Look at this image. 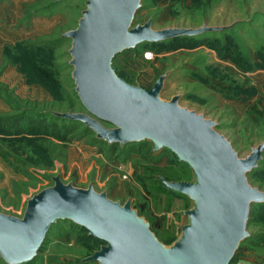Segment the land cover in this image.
Returning <instances> with one entry per match:
<instances>
[{"label":"rangeland","instance_id":"obj_1","mask_svg":"<svg viewBox=\"0 0 264 264\" xmlns=\"http://www.w3.org/2000/svg\"><path fill=\"white\" fill-rule=\"evenodd\" d=\"M85 1L0 0V121L10 122L8 130L0 124V212L21 217L26 199L58 176L72 186L92 185L121 203L129 199L170 245L194 202L158 179L193 181L187 163L167 148L153 150L150 140L112 151L80 124L63 137L43 130L47 114L85 112L70 77V40L61 36L77 26ZM148 19L153 29L227 27L139 43L116 54L112 66L127 82L147 89L166 74L161 99L179 95L180 106L213 120L237 155H248L264 140V0H141L131 26ZM261 160L247 181L264 190V154ZM248 220L245 238L263 233L264 204H252ZM246 241L230 264H264V245ZM103 243L68 219L56 220L32 260L21 264H93L82 259ZM0 264L6 263L0 258Z\"/></svg>","mask_w":264,"mask_h":264},{"label":"water","instance_id":"obj_2","mask_svg":"<svg viewBox=\"0 0 264 264\" xmlns=\"http://www.w3.org/2000/svg\"><path fill=\"white\" fill-rule=\"evenodd\" d=\"M140 1H85L77 26L61 34L70 40V77L85 112L52 114L82 123L108 144L150 140L153 150L167 148L187 163L193 181L159 176L167 189L193 200L192 208L184 212L187 224L166 245L129 199L121 203L92 185L76 187L53 176L51 185L26 199L21 217L0 212V258L6 264L31 261L50 224L62 219L104 241L82 259L93 264H230L238 245L248 236L250 206L264 202V190L250 185L247 173L261 161L264 140L241 158L215 130L213 120L180 106L179 95L160 98L166 74L147 89L127 82L112 66L116 54L139 43L227 27L153 29L150 19L131 26Z\"/></svg>","mask_w":264,"mask_h":264},{"label":"trees","instance_id":"obj_3","mask_svg":"<svg viewBox=\"0 0 264 264\" xmlns=\"http://www.w3.org/2000/svg\"><path fill=\"white\" fill-rule=\"evenodd\" d=\"M176 38V37H175ZM117 72V71H116ZM118 73V72H117ZM120 75V74H119ZM121 76V75H120ZM122 77V76H121ZM74 93H75V96L77 97V95H76V92L74 91ZM78 98V97H77ZM45 117H48L49 118V122H47V124L46 125H44V127L45 128H43V130L44 131H46V132H49L50 134H52V135H54V136H60V137H63V136H65L69 131H71L72 129H75V126H77L78 124H80V125H82L83 127H84V133H93V131L90 129V128H88V127H85L82 123H79L78 121H74V120H68V119H62V118H59V117H56V116H54L52 113H50V114H47ZM57 120H59V122H60V127H58V125H57V123L55 122V121H57ZM31 121V117H29V121L28 122H30ZM7 120H1L0 121V124L1 123H3V124H6L5 126L6 127H4V129H3V127H1L2 129L1 130H8V128H9V125H10V122L8 121L7 123ZM13 125V124H12ZM46 128H47V130H46ZM60 129H62L61 130V132L62 133H60ZM5 132V131H4ZM94 134V133H93ZM93 140H95L96 142H100V143H104V144H107L109 147V149H111L112 151H114V149L117 147V146H119V143H111V144H108L107 142H105L104 140H102V139H99V138H97L96 136L94 137V139ZM140 142H143V141H140ZM129 144V143H128ZM125 145H127V143L125 144ZM136 152H138V150H135ZM262 162V160L259 162V164ZM158 181L160 182V184L162 185V186H164L165 187V185H163L162 183H161V181L158 179ZM168 190H170V189H168ZM171 191H173V190H171ZM178 194H180V193H178ZM182 197H185V198H187L186 196H184V195H182V194H180ZM257 204H264V202L263 203H257ZM249 221V220H248ZM85 229V228H84ZM86 230V229H85ZM87 231V230H86ZM90 236V235H89ZM91 237V236H90ZM93 237V236H92ZM95 238V237H94ZM97 239V238H96ZM248 241L249 242V244L250 245H252V246H255V245H258V244H260V245H264V232L263 233H259V234H257V235H253L252 236V238H245L244 240H242L241 242H244V241ZM246 241V242H247ZM233 259H234V257H233ZM233 259H232V261H233Z\"/></svg>","mask_w":264,"mask_h":264}]
</instances>
